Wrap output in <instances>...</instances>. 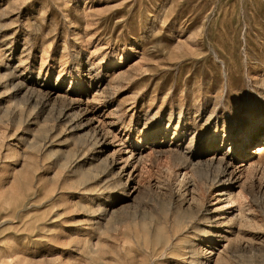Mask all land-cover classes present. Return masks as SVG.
Wrapping results in <instances>:
<instances>
[{
    "label": "rangeland",
    "instance_id": "rangeland-1",
    "mask_svg": "<svg viewBox=\"0 0 264 264\" xmlns=\"http://www.w3.org/2000/svg\"><path fill=\"white\" fill-rule=\"evenodd\" d=\"M263 82L264 0H0V264H264Z\"/></svg>",
    "mask_w": 264,
    "mask_h": 264
},
{
    "label": "bare ground",
    "instance_id": "bare-ground-1",
    "mask_svg": "<svg viewBox=\"0 0 264 264\" xmlns=\"http://www.w3.org/2000/svg\"><path fill=\"white\" fill-rule=\"evenodd\" d=\"M249 36V35H248ZM249 45H253L252 44V42H250V40H249ZM253 46H255V45H253ZM256 47H258L259 48V41H257L256 42ZM255 59H257V60H259V56L258 57H255ZM263 84H264V82H263ZM264 129H261V131H263ZM259 138L260 137H263V140H262V144L261 145H258L257 146V150L256 151H254V153L253 154H261L262 152H264V136H258ZM250 138H251V136L250 135H248V137H247V141H249L250 140ZM260 142V141H259ZM239 147L242 149V150H244V143H240V145H239ZM154 150L152 149L151 150V152H153ZM212 159L213 158H215V156L214 157H211ZM210 158V159H211ZM210 163H213V161H211ZM216 164H218V169H217V173H218V177H216V179H217V181L219 182V183H224V181H230V176L229 175H226L225 173H226V166H224V161H223V159H218V160H216ZM251 164V163H250ZM248 165V168L249 169H252V168H254V166L253 165ZM225 174V175H224ZM222 175V176H221ZM227 177V178H226ZM225 178V179H224ZM240 189V190H239ZM238 190H239V192L237 193L238 195H240V193H241V188L240 187H238ZM229 191V190H228ZM225 193L223 192V191H219V192H217L215 195L216 196H223ZM227 194V200H228V204L226 205V206H228V207H232L231 205L232 204H236V201H237V199H235V195L234 196H232V192H227L226 193ZM235 207L237 208V211L238 210H240L239 209V203H238V205H235ZM225 209H221L220 211H224ZM206 212V211H205ZM221 215H224V213H221ZM201 220L204 222V223H202L203 225H205L206 223H209L210 221H212V217L211 216H209V215H203L202 217H201ZM196 228H197V230L196 231H198V233H201L202 235H212V231L211 230H209V228H207L206 226H196ZM156 242H159V241H156ZM169 245H170V242L168 241H166L165 242V246H164V248H163V250L161 251V252H163L164 250H166L168 247H169ZM188 248L190 249V254L192 255V257H191V259H190V264H201V262H199V261H195L194 260V253H197L196 251H198L197 250V246H196V244H195V242H190V244L188 245ZM146 253H148V251L147 250H144ZM160 252V254L157 256L158 258H160L163 254Z\"/></svg>",
    "mask_w": 264,
    "mask_h": 264
}]
</instances>
